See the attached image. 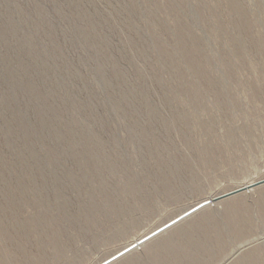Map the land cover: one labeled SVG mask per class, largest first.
<instances>
[{"label":"rangeland","instance_id":"374dc122","mask_svg":"<svg viewBox=\"0 0 264 264\" xmlns=\"http://www.w3.org/2000/svg\"><path fill=\"white\" fill-rule=\"evenodd\" d=\"M262 180L264 0H0V264H264Z\"/></svg>","mask_w":264,"mask_h":264},{"label":"bare ground","instance_id":"6f19581e","mask_svg":"<svg viewBox=\"0 0 264 264\" xmlns=\"http://www.w3.org/2000/svg\"><path fill=\"white\" fill-rule=\"evenodd\" d=\"M253 183H254V182L247 183V184H244V185L242 184L241 186H248V188L251 189L250 187H252V184H253ZM241 186H239V187H241ZM242 219H243V218H242ZM243 220H244V219H243ZM237 221H238V220H237ZM0 222H1V221H0ZM3 224H4V223H3ZM240 229H242V228H238V230H239V232H240L239 234H241L242 236H245L244 234H242V231H243V230L240 231ZM236 234H237V233H236ZM241 235H239V237H241ZM145 236H146V235H144V236H142V237H140V238H138V239H135V240L131 241L128 245L133 244L134 242L138 241L139 239H141V238H143V237H145ZM237 236H238V235H237ZM241 238H242V237H241ZM247 239H248V238H247ZM141 240H142V239H141ZM239 241H241V240H239ZM242 241H243V240H242ZM248 242H249V241H248ZM128 245H127V246H128ZM154 248H155V247H154ZM149 249H150V248H149ZM152 249H153V248H152ZM152 249H151V250H152ZM250 249H251V248H250ZM153 250H154V249H153ZM149 251H150V250H149ZM253 252H254V251H253ZM152 254H153V253H152ZM250 257H251V255H250Z\"/></svg>","mask_w":264,"mask_h":264},{"label":"water","instance_id":"95a60500","mask_svg":"<svg viewBox=\"0 0 264 264\" xmlns=\"http://www.w3.org/2000/svg\"><path fill=\"white\" fill-rule=\"evenodd\" d=\"M262 184H264V180H262V181L256 183L254 186L256 187V186H259V185H262ZM124 253H125V252L121 253L120 255H118V256L112 258L110 261H108V262H106V263H104V264H108V263L112 262L113 260L117 259L119 256H121V255L124 254Z\"/></svg>","mask_w":264,"mask_h":264}]
</instances>
